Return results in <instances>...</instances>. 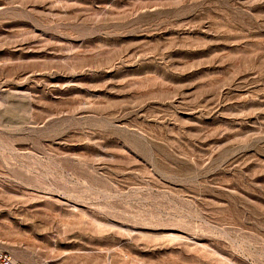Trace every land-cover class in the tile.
Listing matches in <instances>:
<instances>
[{
	"label": "rangeland",
	"instance_id": "rangeland-1",
	"mask_svg": "<svg viewBox=\"0 0 264 264\" xmlns=\"http://www.w3.org/2000/svg\"><path fill=\"white\" fill-rule=\"evenodd\" d=\"M0 251L264 264V0H0Z\"/></svg>",
	"mask_w": 264,
	"mask_h": 264
},
{
	"label": "built area",
	"instance_id": "built-area-1",
	"mask_svg": "<svg viewBox=\"0 0 264 264\" xmlns=\"http://www.w3.org/2000/svg\"><path fill=\"white\" fill-rule=\"evenodd\" d=\"M0 264H22V263L15 262L7 252L0 251Z\"/></svg>",
	"mask_w": 264,
	"mask_h": 264
},
{
	"label": "bare ground",
	"instance_id": "bare-ground-1",
	"mask_svg": "<svg viewBox=\"0 0 264 264\" xmlns=\"http://www.w3.org/2000/svg\"><path fill=\"white\" fill-rule=\"evenodd\" d=\"M15 256H16V258H17V257H21L19 254H15Z\"/></svg>",
	"mask_w": 264,
	"mask_h": 264
}]
</instances>
